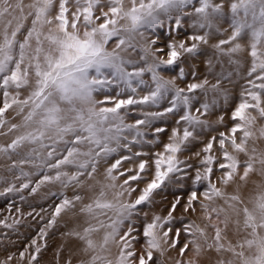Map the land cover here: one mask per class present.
I'll list each match as a JSON object with an SVG mask.
<instances>
[{
  "label": "snow or ice",
  "instance_id": "1",
  "mask_svg": "<svg viewBox=\"0 0 264 264\" xmlns=\"http://www.w3.org/2000/svg\"><path fill=\"white\" fill-rule=\"evenodd\" d=\"M29 18L30 26L25 28ZM185 18L190 20V34ZM0 22V129H7L0 135L13 134L9 143L0 144V155L9 160L16 157L7 171L17 170L15 179L22 181L19 187L8 184L0 196L26 189L35 194L45 184L72 190L71 197L64 191L59 193L61 199L46 227L40 229V239L47 236V228L53 227L62 213L75 214L79 204L86 226L68 235L83 243L81 251L86 256L90 254L80 264H157L154 250L163 255L162 244L170 240L175 213L181 208L183 213H195L198 205L205 220L211 222L215 214L224 229L234 216L237 231L250 230L252 239L240 243L241 251H237L231 242L227 246L222 242L226 237L219 224L202 228L193 221L184 226L192 239L179 249L180 256L185 255L189 244L199 255V241L203 240L208 249L232 253L240 264H264V193L249 207L238 194L225 191L238 175L241 181L253 172L264 177V152L248 147L257 119L264 120V0H196L195 4L194 0H32L27 5L23 0H0ZM166 22L170 38L161 47L156 29ZM221 22L228 27L222 30ZM181 30L186 38L172 37ZM229 30L227 39L212 45L217 58L228 56L229 63L239 65L233 57L244 51L239 41L246 36L251 62L239 102L228 116L230 126L225 125L223 114L215 121L225 126L221 131L207 119L217 104L215 98L208 102V92L223 94L220 79L210 87H206V78L189 82L187 75L195 77L196 73L190 69L186 73L182 65L195 58L211 36H222ZM132 54L139 58L132 59ZM207 64L211 71L212 60ZM163 71L172 73L171 78L165 79ZM145 74L150 76V83ZM141 90H146L145 94L140 95ZM198 91L204 93L205 100L197 106ZM164 101L167 106L162 110H144L159 109ZM137 109L139 115L134 114ZM9 110L20 117L19 123L5 118ZM168 117L174 118L175 126L167 142H162L161 136L169 129L156 122ZM258 132L259 138H264V126ZM157 146L162 150H154ZM186 151L191 156L180 159ZM239 154L247 158L241 160ZM192 157L198 166L189 162ZM102 163L107 165L103 183L96 180ZM26 165L34 171H25ZM87 180L95 181L99 192L84 203L79 190L85 188ZM94 187L87 185L89 191ZM164 188L177 189L167 214L152 215L149 220L150 208L144 209ZM137 191L139 194L131 199ZM218 199L226 207L214 206ZM141 214L144 219L137 227ZM19 223L0 219V225L8 229ZM207 227L214 231L211 243ZM101 232L102 241L97 243L92 236ZM180 233L175 231L177 238ZM141 239L144 246L137 249ZM176 243L172 240L170 247ZM110 245L119 250L115 261L102 255ZM46 246L33 239L29 248L20 252V259L27 253L32 264ZM245 246L255 247L256 252L246 257ZM11 260L9 255L3 264ZM217 264L233 261L218 260Z\"/></svg>",
  "mask_w": 264,
  "mask_h": 264
},
{
  "label": "bare ground",
  "instance_id": "2",
  "mask_svg": "<svg viewBox=\"0 0 264 264\" xmlns=\"http://www.w3.org/2000/svg\"><path fill=\"white\" fill-rule=\"evenodd\" d=\"M16 0H13L15 3ZM32 0H23L25 5L31 3ZM196 0H194V4ZM188 10L191 11V6L188 7ZM29 9L25 7V13H27ZM18 15V13H17ZM16 21H13V26L15 25ZM31 19L26 22L25 28L30 26ZM185 29L192 32V29L187 28L188 23L190 20L188 18L184 19ZM168 22L165 23V26ZM219 27L223 30L228 27L226 22H221ZM3 23L0 22V31H2ZM11 31V29H10ZM184 30H181L179 34L173 32L175 39H184L186 38ZM189 33V34H190ZM202 34V33H201ZM231 34V30L224 32L221 35H213L209 38V43L207 45H201V51L195 58H189L186 66L191 71L197 74L196 77L191 78V82H200L203 79L208 80V85L206 87H210L212 84H215L217 79L221 81V92H208L207 100L211 102L213 98L217 100V104L213 109L214 114H209L207 119L210 123L213 124L214 127L218 128L221 131L226 130L224 125L216 124L215 121L220 114L225 115V125L230 126V121L228 120V116H230L231 110L235 107V105L239 102V95L242 91L243 86L246 84V72L250 67L251 57L249 56V40L245 36L243 39L239 41L241 43L242 48L244 51L235 55L233 59H237L240 61L239 65H234L229 63L228 56H219L217 58V54L215 50L212 48V45L217 43L219 39H227V37ZM22 39V37H18ZM225 48L229 47V45H225ZM202 59H199L201 58ZM132 59H138L139 57L136 54H132ZM212 60V67L211 71H209V65L207 64V60ZM192 61V64L190 62ZM198 61V62H196ZM193 62H195L193 64ZM167 72V71H166ZM164 73V74H163ZM169 73V72H167ZM231 73V75H229ZM161 75L164 76L165 79H169L167 75H165V71L161 72ZM199 92V91H198ZM23 95H27V92H24ZM142 95V93H140ZM226 96V98H225ZM200 101H196L198 106L199 103H203L205 100V96L203 92L197 96ZM167 105V102L164 101L161 104V107L156 111L162 110V106ZM150 109V111L153 109ZM255 115V113H253ZM5 118L9 120L11 123H19L20 117L16 116L13 110H9ZM202 119L204 117H201ZM126 122H129L127 119ZM161 123V122H160ZM159 126H164L166 124H157ZM264 126V120L257 119L256 124L253 127V131L255 132V136L249 140V150L255 147L257 152H264V138H259L258 129ZM6 127L4 129H0V132H6ZM215 135L216 133H211ZM170 135V133L168 134ZM13 138L12 133H8L7 135H0V144H7ZM162 142H167L168 136L167 134H163L161 136ZM202 140L205 137L201 138ZM202 146V145H201ZM192 148V146H189ZM145 150L147 151L148 148L146 147ZM154 150H162L159 146H157ZM198 150V148L196 149ZM191 156L190 151H186L183 155L179 158L184 160ZM240 159L244 160L247 157L244 154H239ZM194 158V157H192ZM16 157L13 156L12 160H15ZM12 160H9L7 157L0 155V177H3V180H0V191H3L5 187L8 186L10 183H15L17 187L22 181H18L15 179V176L18 175L17 170H13V172L7 171V168L11 165ZM107 165L101 164L98 174L96 176V180L100 181L101 183L104 182L103 180V171ZM127 166V165H126ZM255 167L257 169L260 168L259 164H256ZM25 171H34L29 166H24ZM71 171V169H67ZM243 169H240V173L242 174ZM33 185L36 179L35 176L32 177ZM83 179V178H82ZM88 184H94L95 187L93 190L89 191L87 189ZM143 185V184H142ZM144 186V185H143ZM220 186V185H218ZM64 191L66 195L71 197L72 190H64L61 189L59 184H45L42 185L35 194H29V190H24L22 193H11L6 196H0V219H7L8 223H12L13 220H19L20 223L16 224L13 229L4 228L0 225V264L7 259L9 255L13 256V260L8 261V264H29V257L26 253L24 259H20V252L24 251L26 248H29L31 241L33 239H37L38 243L44 245L46 243V247H42L41 252L37 256V261L32 262V264H67V261H71V264H80L82 259H88L90 254L86 256L82 251L83 243L79 241L74 236L68 235L74 231H81L83 227L86 226L85 220L86 217L83 214L79 213L78 204L75 211V214L72 211L62 213L60 217L57 218L56 224L51 227L47 228V236L44 239H40L39 232L40 229L45 228L47 225L48 220L50 219L51 213L53 211V207L56 203H58L61 199L59 193ZM80 194L84 196V203L90 202L92 198L98 195L99 192V185L95 183L93 180H87L86 186L83 189H80ZM177 189L170 188L169 190H163L159 192V194H154L153 196V203L145 207V211H149L150 220L152 215H161L166 216L167 210L169 207L170 202L173 200V192H176ZM225 191L228 194H238L241 199L247 204L249 207L252 206V201H254L257 196L261 193H264V177L260 176L258 172H253L249 174V177L246 181H241L239 179V175L236 177L235 181L230 184ZM58 193L57 198L52 195V193ZM139 192H135L132 194L131 199H134ZM21 195L24 196V199L21 200ZM108 198L111 199V193H109ZM128 199V197H125ZM14 199V201L18 204H24L23 206L14 207V210L10 211V202L9 200ZM49 209H46L47 207ZM214 206H224L223 200H217ZM19 209V212H17ZM31 213V215H29ZM183 218V219H182ZM144 219L143 214H141L139 222ZM182 219V220H181ZM223 219V216L221 217ZM236 218L234 216L228 222V227L224 229V224L219 223L216 221L215 214H213V220L211 222L205 220L202 211L200 210L199 206L197 205V211L195 213H183V209L181 208L177 213H175V218L172 221L170 227L173 229V232L170 233V240L167 244H162V251L163 255L159 251L154 250V258L157 261V264H176V261H182V264H188L189 261H195V264H217L218 260H232L233 264H240L238 258L234 257L232 253L224 252V253H217L214 249H208L206 245H204L203 240L199 241L202 244L201 252L199 255H196L193 247L189 244V249L185 253L184 256H180L179 249L183 247L185 243H188L189 240L192 239L191 236L187 234V232H182L184 229V223L188 222H195L200 227L204 228L206 224L209 223H217L219 226L224 229L223 235L226 237L222 242L227 246L229 242L233 246L236 247L237 251H241L239 248V244L243 243L246 239H252L250 230L247 231H237L234 223L232 222ZM242 220V217H241ZM137 227H140V223H137ZM179 229L181 233L177 238L175 235V231ZM206 234L208 236V242H212V237L214 236V231L211 227L205 228ZM103 232L99 234H93L92 238L97 242L102 241ZM27 239V240H25ZM172 240H177L176 247H170ZM29 241V242H25ZM137 249H140L144 246L143 240L141 239L139 243L136 245ZM110 250L107 252L102 253V255L107 256L108 259L115 261L116 257L118 256V248L115 245L109 246ZM29 251L34 253L33 249H29ZM245 256L249 257L252 256L256 249L253 247L252 249H248L247 246L243 249Z\"/></svg>",
  "mask_w": 264,
  "mask_h": 264
},
{
  "label": "rangeland",
  "instance_id": "3",
  "mask_svg": "<svg viewBox=\"0 0 264 264\" xmlns=\"http://www.w3.org/2000/svg\"><path fill=\"white\" fill-rule=\"evenodd\" d=\"M169 32H170V29H169V27H168V24L166 25V26H164V27H160V28H157L156 29V35L159 37V40H158V44L161 46V47H163V45L165 44V42L166 41H168L169 40V38H170V36H169ZM184 32V31H183ZM187 33H190V31H188L187 30ZM172 37H174L175 38V36H174V34L172 33ZM199 59H202V57L201 58H199ZM191 61V60H190ZM196 62H198V61H196ZM195 62H193V64H194ZM199 63V62H198ZM190 64H192V61L190 62ZM182 66H184L185 67V70H186V73L189 71V69H188V67L186 66V64L185 65H182ZM164 72V71H163ZM164 74V73H163ZM165 75H167L169 78H171V75H172V73H167L166 71H165ZM196 76H197V74H196ZM195 76V77H196ZM191 78H192V75H187V80L189 81V82H191ZM194 78V77H193ZM144 79L146 80V81H149V83H150V76L148 75V74H145V76H144ZM181 87H183L184 85L183 84H181L180 85ZM145 91L146 90H141L140 92H139V94L140 93H142V95L143 94H145ZM200 94V92H197L196 93V95L198 96ZM197 101L199 102L200 101V99L199 98H197ZM167 105H164V106H162V108L163 107H166ZM152 109V108H151ZM144 110H146V111H150V109L148 110V109H144ZM151 111H156V108L155 107H153V109L151 110ZM139 112H140V110L139 109H137L136 110V112L134 113L135 115H139ZM5 115H7V113L5 114ZM129 120V122H134V121H132L131 119H128ZM161 122V123H160ZM157 124H166V125H164V127H167L168 129H169V133H170V130H171V128L172 127H174L175 126V124H174V118L173 117H168L166 120H160V121H157L156 122ZM168 133V134H169ZM168 134H167V136H168ZM162 139V138H161ZM188 159V158H187ZM190 163H193L194 165H196V166H198V161L195 159V157L194 158H191V160L189 161ZM140 187L142 188L143 187V185L141 184L140 185ZM170 188H164L163 190L165 191V190H169ZM175 189V188H174ZM162 190V191H163ZM184 191L186 192L187 191V189H184ZM138 192V191H137ZM161 192V191H160ZM58 196H55L54 198H57ZM186 196H185V200H186ZM10 202V204H8V205H10L11 207L9 208L10 209V211L11 210H14V207H19V206H23L24 204H18V203H16L15 201H14V199H12V200H9L8 201V203ZM46 209H49L48 208V206L47 207H45ZM183 219V218H182ZM181 219V220H182ZM136 223H140L139 221H137ZM186 224H188V222H186V223H184L183 225L185 226ZM182 232H185L184 230L182 231ZM25 240H27V239H25ZM25 242H29V241H25Z\"/></svg>",
  "mask_w": 264,
  "mask_h": 264
}]
</instances>
